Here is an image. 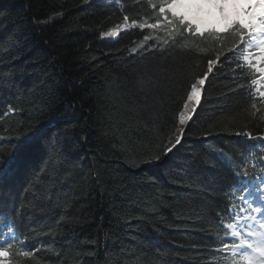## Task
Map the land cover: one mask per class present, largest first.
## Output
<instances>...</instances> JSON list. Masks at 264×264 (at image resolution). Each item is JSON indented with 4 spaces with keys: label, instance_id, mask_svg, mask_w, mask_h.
<instances>
[{
    "label": "trees",
    "instance_id": "obj_1",
    "mask_svg": "<svg viewBox=\"0 0 264 264\" xmlns=\"http://www.w3.org/2000/svg\"><path fill=\"white\" fill-rule=\"evenodd\" d=\"M146 8L0 0V115L16 109L0 119V160L11 169L0 218L15 217L33 252L17 264H226L212 251L216 213L234 156L257 143L236 133L264 131V122L249 116L240 74L214 69L181 144L165 154L207 63L156 41L132 53L157 35L149 29L100 36Z\"/></svg>",
    "mask_w": 264,
    "mask_h": 264
},
{
    "label": "snow or ice",
    "instance_id": "obj_2",
    "mask_svg": "<svg viewBox=\"0 0 264 264\" xmlns=\"http://www.w3.org/2000/svg\"><path fill=\"white\" fill-rule=\"evenodd\" d=\"M114 2L120 4L121 0ZM133 3L139 5L140 0ZM145 3L143 17L122 14L121 21L100 36L114 38L132 28L149 29L157 35H144L132 53L148 51L147 43L156 41L153 47L163 50L179 46L203 56L207 63V71L188 85L190 90L182 100L165 154L181 144L185 126L200 105L202 89L214 69L227 67L233 78L240 74L244 82L236 88L245 91L251 101L248 114L264 122V0H145ZM15 111L14 106L8 105L0 119ZM236 135L257 143L236 154L235 163L230 165L234 179L226 193L227 203L216 213L221 232L212 237L213 243L219 245L212 251L223 255L226 264H264V131L257 129L256 134L244 131ZM11 160L9 157V165ZM4 165L5 161L0 160V184L6 175H11L10 167ZM0 223L4 225L0 231V264H17L14 257H33L32 251L24 250L31 245L19 240L15 217L5 216ZM21 244L22 247L18 246Z\"/></svg>",
    "mask_w": 264,
    "mask_h": 264
},
{
    "label": "bare ground",
    "instance_id": "obj_3",
    "mask_svg": "<svg viewBox=\"0 0 264 264\" xmlns=\"http://www.w3.org/2000/svg\"><path fill=\"white\" fill-rule=\"evenodd\" d=\"M167 147H170V144L168 143Z\"/></svg>",
    "mask_w": 264,
    "mask_h": 264
},
{
    "label": "rangeland",
    "instance_id": "obj_4",
    "mask_svg": "<svg viewBox=\"0 0 264 264\" xmlns=\"http://www.w3.org/2000/svg\"><path fill=\"white\" fill-rule=\"evenodd\" d=\"M168 143H169V141H168ZM168 143H167V145H168Z\"/></svg>",
    "mask_w": 264,
    "mask_h": 264
},
{
    "label": "water",
    "instance_id": "obj_5",
    "mask_svg": "<svg viewBox=\"0 0 264 264\" xmlns=\"http://www.w3.org/2000/svg\"><path fill=\"white\" fill-rule=\"evenodd\" d=\"M189 123V122H188ZM187 126V125H186ZM186 126H185V128H186Z\"/></svg>",
    "mask_w": 264,
    "mask_h": 264
}]
</instances>
